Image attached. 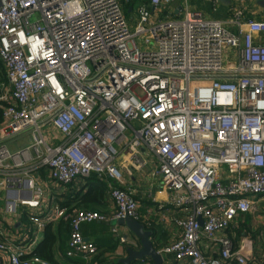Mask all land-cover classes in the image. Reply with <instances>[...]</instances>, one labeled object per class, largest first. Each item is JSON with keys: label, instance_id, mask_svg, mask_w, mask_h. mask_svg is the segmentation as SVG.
I'll list each match as a JSON object with an SVG mask.
<instances>
[{"label": "built area", "instance_id": "1", "mask_svg": "<svg viewBox=\"0 0 264 264\" xmlns=\"http://www.w3.org/2000/svg\"><path fill=\"white\" fill-rule=\"evenodd\" d=\"M133 1L132 32L125 10ZM175 1L0 0V116L11 136L30 138L12 153L0 143L3 211L32 210L31 238L64 220L65 259L87 263L96 255L84 225L140 223L120 158L141 170L149 154L170 193L167 206L181 214L179 238L157 252L177 264H258L226 232L264 196V46L254 42L264 21H234L233 32L183 0L181 19L150 22L149 8ZM224 49L235 65L223 66ZM45 128L59 135L57 146ZM42 169L64 187L94 174L115 211L52 208L34 175ZM118 229L111 233L125 244ZM0 237L8 264H50L26 239Z\"/></svg>", "mask_w": 264, "mask_h": 264}, {"label": "crops", "instance_id": "2", "mask_svg": "<svg viewBox=\"0 0 264 264\" xmlns=\"http://www.w3.org/2000/svg\"><path fill=\"white\" fill-rule=\"evenodd\" d=\"M136 7L137 3L133 1L126 8L125 13L132 16ZM187 7L189 10L200 12L205 19L223 22L225 27L233 32L237 31V26H234L235 24L233 23L234 21L241 20L244 22L248 19L264 21V0H187ZM185 8L183 0H176L167 6L160 7L157 11L149 8L150 22L181 19L184 15ZM244 27L242 24L240 28ZM254 42L264 46V35L256 36ZM231 59H234L233 55L228 49H224L223 66L235 65V61H231ZM44 133L50 140L52 146L58 145L59 135L50 128H45ZM20 136H27L28 139L25 142H29L28 132L11 136V131L6 123L3 121L0 125V143L3 145H6L9 141L12 142L13 139ZM142 160L145 162V166L139 170L130 164L127 156L120 158V164L126 162L125 169L123 170V187L128 189L137 201L140 223L147 227H155L157 233L150 240L153 247L159 246V249L157 248L158 250H156L159 251L179 238L180 231L174 224V219L180 218L181 214L178 211L169 209L167 206L170 193L162 186L160 178L153 175L152 170L155 167L153 157L148 154L147 156H142ZM34 175L42 190L43 201L49 202L52 208L56 205L59 206L60 202H70L74 210H71V208L65 209L73 211V213L77 210H92L110 215L115 211L107 192L99 199H91L94 200L93 202L86 204L81 202L82 197L90 190L88 178L77 179L70 186L64 187L56 184L50 178L46 169L39 170ZM102 182L104 181L102 180ZM93 193H95V190H93ZM5 199L6 192L0 180V235L4 239L13 243L26 239V244L29 245L33 253L36 246L43 239L47 226H49L52 233H56L60 227L64 231L62 233L65 238H63L62 242L63 250L65 251L68 227L64 220H56L50 224L48 223L42 234L34 236L33 238L28 237L27 233L28 229L31 228V217L34 216V213L32 210L22 207L16 215L6 216L3 211ZM246 220L248 221L247 224ZM113 226V223L108 222L105 224L94 223L84 225L81 228L83 238L86 241L94 243L96 246V256H99V264H121L120 262L128 256L127 250L135 252L140 250L139 241L123 227H119V234L126 236L128 241L125 244H120L116 239L117 237L111 233ZM235 228L239 230L238 236L232 230L226 232V235L232 238L235 237L233 239H235L239 248L241 246L244 247V251L242 252L244 257L247 259L251 258L255 263L264 264V196L254 200L251 212L237 219L233 224V229ZM59 246L60 243L59 245L56 243L54 253L60 262H62L63 257L59 251ZM162 257L163 264H177L172 260L171 256ZM139 263L138 261H134L131 264ZM0 264H8L5 254L1 252Z\"/></svg>", "mask_w": 264, "mask_h": 264}, {"label": "trees", "instance_id": "3", "mask_svg": "<svg viewBox=\"0 0 264 264\" xmlns=\"http://www.w3.org/2000/svg\"><path fill=\"white\" fill-rule=\"evenodd\" d=\"M5 83H6L5 73H4L3 66L0 63V84H5ZM2 106L3 104H0V113H1ZM0 121H1V116H0ZM88 180L90 182L89 184L90 190L87 192L86 195L82 197V200H81V202L85 204L89 202H93L95 199L101 198L107 192L105 183L102 182V180L98 179L97 176H95L94 174L90 175ZM93 190H95V193H93ZM91 199H94V200H91ZM59 207L60 208L64 207V208H69V209L71 208V210H74L72 209L70 202H64V203L60 202ZM89 211H92V210H89ZM69 212L70 213L68 214H72L71 212L73 211H69ZM145 229L150 230L152 232L151 238L153 239L155 237V233H157L155 230V227L153 226L147 227L145 225ZM44 232L45 233L43 235V239L36 246V248L34 249L32 253L34 256L38 257L40 260L48 262L50 264H99V256H96V255L87 263H84L80 259H75V260L65 259L63 255L64 250H63V242H62L63 238H65L62 233L64 231L61 230V228L59 227L56 233H52L51 230L49 229V226H47ZM0 240H2L1 237H0ZM56 243H58V245L60 243L59 251L63 256L62 262H60V260L58 259V257L55 256V253H54V248H55ZM154 248L158 250L159 246H155ZM149 263L152 264V262L150 261Z\"/></svg>", "mask_w": 264, "mask_h": 264}, {"label": "water", "instance_id": "4", "mask_svg": "<svg viewBox=\"0 0 264 264\" xmlns=\"http://www.w3.org/2000/svg\"><path fill=\"white\" fill-rule=\"evenodd\" d=\"M118 227H123L139 241L140 250L138 252L127 250V258L121 264H131L134 261H150L152 264H163V257L156 251L150 240L152 232L145 229V225L129 218L121 219L113 223Z\"/></svg>", "mask_w": 264, "mask_h": 264}, {"label": "rangeland", "instance_id": "5", "mask_svg": "<svg viewBox=\"0 0 264 264\" xmlns=\"http://www.w3.org/2000/svg\"><path fill=\"white\" fill-rule=\"evenodd\" d=\"M125 17H126V20H127V22H128V25H129V27H130V30L133 32V28H134V26H135V19L133 18V16H129L128 14H126L125 13ZM130 17H132L133 18V21L131 20V18ZM5 84H0V91H1V89H2V87L4 86ZM0 123L2 124L3 123V120H1L0 121ZM0 124V125H1ZM8 136V135H7ZM44 137L47 139V140H49L46 136H45V134H44ZM28 139V137L27 136H20V137H17V138H15V139H13V141L11 142V141H9V142H7V146L4 144V146L6 147V149L10 152V153H12V152H14V151H18V150H21V149H23V148H25V147H27V146H29L30 145V143L29 142H25V140H27ZM37 156H40V154H37ZM31 158V156H29L28 158H27V160H29ZM43 170V169H42ZM248 223V221L246 220V224ZM231 230H232V232H234V234H237V236L239 235V230L237 229V228H235V229H232L231 228ZM233 234V235H234Z\"/></svg>", "mask_w": 264, "mask_h": 264}]
</instances>
